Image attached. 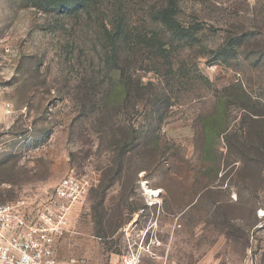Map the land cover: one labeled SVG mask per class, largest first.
Returning a JSON list of instances; mask_svg holds the SVG:
<instances>
[{"label": "rangeland", "instance_id": "1", "mask_svg": "<svg viewBox=\"0 0 264 264\" xmlns=\"http://www.w3.org/2000/svg\"><path fill=\"white\" fill-rule=\"evenodd\" d=\"M71 2L0 0V204L75 171L126 222L57 264H264V0Z\"/></svg>", "mask_w": 264, "mask_h": 264}, {"label": "built area", "instance_id": "2", "mask_svg": "<svg viewBox=\"0 0 264 264\" xmlns=\"http://www.w3.org/2000/svg\"><path fill=\"white\" fill-rule=\"evenodd\" d=\"M90 188L70 171L43 199L23 195L0 204V264H57L72 210Z\"/></svg>", "mask_w": 264, "mask_h": 264}, {"label": "trees", "instance_id": "3", "mask_svg": "<svg viewBox=\"0 0 264 264\" xmlns=\"http://www.w3.org/2000/svg\"><path fill=\"white\" fill-rule=\"evenodd\" d=\"M69 6L80 7L84 6L88 0H71ZM152 19L157 23L163 25L171 33L179 38H190L188 32L183 29L175 19V6L168 5L166 8L155 12L152 15ZM157 36L153 38L156 40ZM106 187L100 183L98 189L90 190V199L92 200L91 212L94 222L97 225L95 234L99 238H108L115 234L116 228H120L126 220L122 221L117 227L111 228L108 224L112 218V215H108L105 207V193Z\"/></svg>", "mask_w": 264, "mask_h": 264}, {"label": "bare ground", "instance_id": "4", "mask_svg": "<svg viewBox=\"0 0 264 264\" xmlns=\"http://www.w3.org/2000/svg\"><path fill=\"white\" fill-rule=\"evenodd\" d=\"M146 193H147L148 196H150L151 198H152V197H155V194H156L155 191H149V190H146Z\"/></svg>", "mask_w": 264, "mask_h": 264}]
</instances>
